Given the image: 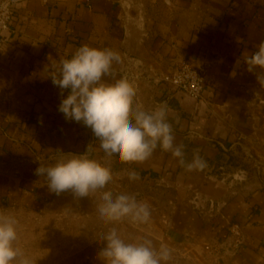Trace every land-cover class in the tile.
Wrapping results in <instances>:
<instances>
[{
	"label": "crops",
	"instance_id": "1",
	"mask_svg": "<svg viewBox=\"0 0 264 264\" xmlns=\"http://www.w3.org/2000/svg\"><path fill=\"white\" fill-rule=\"evenodd\" d=\"M262 41L264 6L253 0L20 2L0 42V158L12 165L0 173V199L30 200L38 192L44 196L49 192L47 181L36 170L83 154L60 148L68 131L71 143L79 147L80 128L89 127L66 119L58 110L68 90L62 95L50 76L82 45L110 49L121 57L113 63L115 78H126L135 88L134 111L151 112L167 100L172 128H193L196 123L190 117L199 121L195 127L207 155L221 150L210 139L224 142L231 153L247 154L244 159L250 167L240 175L232 170L203 176L201 193L209 202L200 218L195 214L187 218L183 230L199 233L206 242L216 231V264H264V136L260 135L264 128H239L246 117H264V72H249L245 65ZM184 61L210 64L203 99L195 108L190 97L164 89L159 81ZM95 143L90 142L99 148V141ZM53 146L57 151L39 152ZM139 163L154 171L175 165L176 157L157 147ZM178 228L171 226L166 242ZM148 240L156 243L154 238Z\"/></svg>",
	"mask_w": 264,
	"mask_h": 264
},
{
	"label": "rangeland",
	"instance_id": "2",
	"mask_svg": "<svg viewBox=\"0 0 264 264\" xmlns=\"http://www.w3.org/2000/svg\"><path fill=\"white\" fill-rule=\"evenodd\" d=\"M253 4L264 6V0H253ZM206 24L212 23L208 21ZM159 81L164 83V89H175L183 93L164 81L163 77ZM192 100L193 107H197L200 100ZM169 104L167 100L160 101V108L166 112V120ZM176 109L175 117L178 122L180 113L177 107ZM190 120L195 122V125H200L195 118L190 117ZM195 125H192L193 128H172L177 132L174 143L183 146L185 163L181 164L180 158L176 157L175 165L167 166L169 168L162 166L154 171L143 169L137 162H122L117 155L107 156L102 149L93 146L97 139L90 128H80L79 140L82 145L79 147L71 143V132L68 131L65 144L60 148L64 152L84 153L90 142H94L91 144L90 158L95 155L93 159L109 168L112 180L104 189L86 197H76L71 190L60 194L49 190L44 196L38 192L36 197H31L30 200L21 197L11 201L0 199V213L14 216L18 221V239L15 246L36 264H103L99 253L106 246V242L102 238L114 228L126 242L140 243L154 238L156 243L154 242L153 246L156 249L161 245L166 246L171 252L167 264H216L215 238L219 237L216 231L210 232L206 242L200 239L199 233L185 234L183 227L191 215H203L202 210L205 209L207 201L209 202L201 193L204 175L217 177L220 172L228 174L232 170L240 175L250 164L244 159L247 154L241 156L231 153L227 145L218 139L208 141L221 147L219 153L215 156L207 155L202 144L203 136L197 132ZM239 128H264V117H246L241 121ZM260 135L264 136V131H261ZM53 147L39 152L46 154L57 151L56 146ZM196 157L204 161L205 166L202 169L190 170L187 165ZM251 160L253 162V159ZM11 167L7 162L2 163L0 158V173H7L6 170ZM16 167L19 169L24 166ZM133 172L137 174L138 179L129 178V174ZM104 191H110L114 197L120 194L134 196L137 202L148 206L149 220L139 223L129 219L119 222H106L101 219L98 207L102 203L101 196ZM173 224L180 228L170 235L168 243L165 238L168 237L167 233L171 231Z\"/></svg>",
	"mask_w": 264,
	"mask_h": 264
},
{
	"label": "clouds",
	"instance_id": "3",
	"mask_svg": "<svg viewBox=\"0 0 264 264\" xmlns=\"http://www.w3.org/2000/svg\"><path fill=\"white\" fill-rule=\"evenodd\" d=\"M120 60L117 52L87 44L79 47L71 58L62 60L59 69L50 76L62 95L68 90L58 110L66 119L89 127L107 156L117 155L122 162L139 163L150 158L159 147L184 164L183 146L174 143L165 110H133L135 88L126 78L116 79L113 72V63ZM245 65L249 72L255 73L257 69L264 72V41L246 57ZM91 151L89 144L85 153L71 154L52 166L41 165L36 173L46 179L49 190L56 194L71 190L76 197L89 196L112 180L111 170L90 158ZM204 166L199 157L187 165L190 170ZM129 178L135 180L138 176L133 172ZM101 200L98 212L106 222L129 219L146 223L150 218L148 206L137 202L134 196L114 197L110 191H104ZM17 225L14 216L0 213V264H36L15 246ZM102 240L106 242L99 253L103 264H167L171 258L166 246L156 249L147 239L140 243L126 242L114 228Z\"/></svg>",
	"mask_w": 264,
	"mask_h": 264
},
{
	"label": "built area",
	"instance_id": "4",
	"mask_svg": "<svg viewBox=\"0 0 264 264\" xmlns=\"http://www.w3.org/2000/svg\"><path fill=\"white\" fill-rule=\"evenodd\" d=\"M22 1L24 0H0V42L2 41V33L9 29L13 11ZM209 69L210 64L208 62L195 65L184 61L175 71L163 76V80L173 88L181 90L188 97L201 100ZM233 231L238 234L237 229H233Z\"/></svg>",
	"mask_w": 264,
	"mask_h": 264
}]
</instances>
